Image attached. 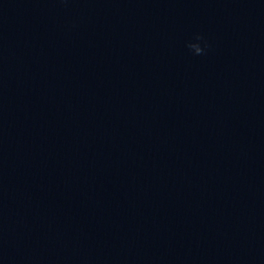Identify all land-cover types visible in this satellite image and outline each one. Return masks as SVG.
I'll return each mask as SVG.
<instances>
[{"label": "water", "instance_id": "obj_1", "mask_svg": "<svg viewBox=\"0 0 264 264\" xmlns=\"http://www.w3.org/2000/svg\"><path fill=\"white\" fill-rule=\"evenodd\" d=\"M0 264H264V0H0Z\"/></svg>", "mask_w": 264, "mask_h": 264}, {"label": "clouds", "instance_id": "obj_2", "mask_svg": "<svg viewBox=\"0 0 264 264\" xmlns=\"http://www.w3.org/2000/svg\"><path fill=\"white\" fill-rule=\"evenodd\" d=\"M194 39L198 43H189L186 45V47L192 52L193 55H203L205 53V49L208 47L207 43L204 42V38L197 34ZM199 42H204V46L201 47V44Z\"/></svg>", "mask_w": 264, "mask_h": 264}]
</instances>
